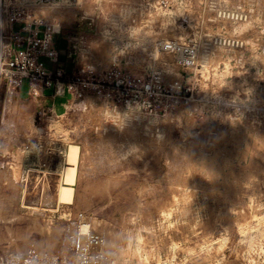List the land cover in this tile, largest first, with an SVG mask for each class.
Segmentation results:
<instances>
[{
	"label": "rangeland",
	"instance_id": "rangeland-1",
	"mask_svg": "<svg viewBox=\"0 0 264 264\" xmlns=\"http://www.w3.org/2000/svg\"><path fill=\"white\" fill-rule=\"evenodd\" d=\"M42 10L61 26L67 75L115 66L141 83L83 97L43 88V103L3 83L0 256L10 264L34 241L67 255L75 232L96 231L117 264H264V0H60ZM70 145L71 204L52 218L33 213L42 181L33 173L24 191L22 174L61 149L43 198L60 202Z\"/></svg>",
	"mask_w": 264,
	"mask_h": 264
},
{
	"label": "built area",
	"instance_id": "built-area-1",
	"mask_svg": "<svg viewBox=\"0 0 264 264\" xmlns=\"http://www.w3.org/2000/svg\"><path fill=\"white\" fill-rule=\"evenodd\" d=\"M60 0H24L6 2L0 0V93L4 82L16 88L28 81L30 93L33 96L40 94L43 88L54 87L55 93L63 95L66 91L72 92L77 97H83L86 92L94 90L110 94L115 88L119 89L126 84L138 85L139 78H128L131 75L120 68L108 67L98 69L89 66L83 71L67 75L62 68L49 69L45 59L59 60V51L54 46L55 34L61 26L50 20L43 7L52 5ZM75 2L77 0H65ZM7 23L19 24L18 30L8 29ZM169 49H176V45L167 43ZM36 148H43L42 143H37ZM61 149L50 148L40 160L38 168L30 167L22 174L25 182L24 191L29 186V177L34 173L42 181L41 185H34L32 190H37L40 199L28 205L32 212L44 217L52 218L48 213L52 210L60 212V203L66 202L43 201L44 195H50L52 187L47 183L49 175L53 174L55 153ZM57 169V165H56ZM47 183V184H46ZM56 201V202H55ZM80 216H83L80 213ZM41 241L29 243L24 254H16L10 264H43L44 255ZM0 256V264H9ZM52 264H117L113 255L106 250V239L96 231L83 233L77 231L72 235L71 248L67 255L56 257Z\"/></svg>",
	"mask_w": 264,
	"mask_h": 264
},
{
	"label": "crops",
	"instance_id": "crops-1",
	"mask_svg": "<svg viewBox=\"0 0 264 264\" xmlns=\"http://www.w3.org/2000/svg\"><path fill=\"white\" fill-rule=\"evenodd\" d=\"M7 28L10 30V29H13V30H18L19 29V24H10V23H7ZM61 35H62V29H60V31L57 33V34H55V38H54V46L58 49V51H59V60L58 61H52V60H50V59H45V63H46V66L49 68V69H58V68H62L63 70H64V68H63V60H64V56L65 55H68V54H66L65 53V50L63 49V47H62V45H61V43H60V38H61ZM68 56H70V55H68ZM68 56H66V57H68ZM78 71H81V69H79ZM78 71H76V72H78ZM28 86H29V83H28V81H25L22 85H21V87H18L17 88V90L19 91V92H22L23 91V89L24 90H26V91H28V93L30 94V96H32V97H34L36 100H39L41 103H43L44 102V98H42V97H44L46 94L48 95V92H47V90H49V89H51L52 91H51V93H53L54 92V90H53V88H48L47 90L46 89H44V90H42V93L41 94H39V95H37V96H33L31 93H30V90H29V88H28ZM61 96V95H60ZM50 100V98L47 100V101H49ZM45 110H47V113L48 114H54V115H56L54 112V109H52V108H48V109H45ZM44 243V242H43ZM43 250H44V255L42 256V263L43 264H52L54 261H55V259H56V257H58V256H64L63 254H62V252H61V250L62 249H59V250H57L56 248H51V249H49L48 248V245H46V244H43ZM69 253V252H68Z\"/></svg>",
	"mask_w": 264,
	"mask_h": 264
},
{
	"label": "bare ground",
	"instance_id": "bare-ground-1",
	"mask_svg": "<svg viewBox=\"0 0 264 264\" xmlns=\"http://www.w3.org/2000/svg\"><path fill=\"white\" fill-rule=\"evenodd\" d=\"M79 163V146L70 145L67 152V166L64 172L65 184H63L58 192L60 202H72L74 195V184L76 181L77 168Z\"/></svg>",
	"mask_w": 264,
	"mask_h": 264
}]
</instances>
